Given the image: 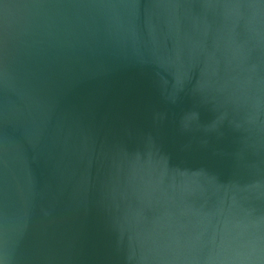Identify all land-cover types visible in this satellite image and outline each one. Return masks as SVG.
<instances>
[{
    "label": "water",
    "instance_id": "1",
    "mask_svg": "<svg viewBox=\"0 0 264 264\" xmlns=\"http://www.w3.org/2000/svg\"><path fill=\"white\" fill-rule=\"evenodd\" d=\"M0 264H264V0H0Z\"/></svg>",
    "mask_w": 264,
    "mask_h": 264
}]
</instances>
